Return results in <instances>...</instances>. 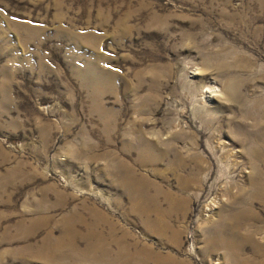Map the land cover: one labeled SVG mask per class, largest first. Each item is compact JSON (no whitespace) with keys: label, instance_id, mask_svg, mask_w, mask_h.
Segmentation results:
<instances>
[{"label":"rangeland","instance_id":"rangeland-1","mask_svg":"<svg viewBox=\"0 0 264 264\" xmlns=\"http://www.w3.org/2000/svg\"><path fill=\"white\" fill-rule=\"evenodd\" d=\"M252 180L264 0H0V264H264Z\"/></svg>","mask_w":264,"mask_h":264},{"label":"bare ground","instance_id":"bare-ground-1","mask_svg":"<svg viewBox=\"0 0 264 264\" xmlns=\"http://www.w3.org/2000/svg\"><path fill=\"white\" fill-rule=\"evenodd\" d=\"M208 94H209V98H221V96L223 95L222 93L221 94H217L218 91L214 88H210L206 91ZM260 180H252L251 181V184L254 185L257 189H258V195L262 196L263 199H264V191L262 190V186L260 183H258ZM256 196V195H255ZM214 201H212V208H215V204L213 203ZM212 208L210 207V209H208L209 211L212 210ZM72 238L73 236L68 232H65L63 234V239H64V242H65V245L66 247L63 246L62 242H60L57 250L60 251H63V250H68V251H71L72 249L70 248V246L72 245Z\"/></svg>","mask_w":264,"mask_h":264}]
</instances>
